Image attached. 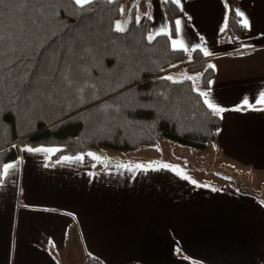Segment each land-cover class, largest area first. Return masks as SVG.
<instances>
[{
	"label": "crops",
	"instance_id": "0c3cea01",
	"mask_svg": "<svg viewBox=\"0 0 264 264\" xmlns=\"http://www.w3.org/2000/svg\"><path fill=\"white\" fill-rule=\"evenodd\" d=\"M175 1L181 13L170 45L198 49L210 58L213 76L209 87L199 92L221 115L214 146L234 164L261 172L264 0H238L247 31L234 39L221 34L227 19L225 0ZM146 7L139 16L150 17V35L168 34L162 0H147ZM131 12L136 16V5ZM53 152L50 147L26 146L4 167L0 264H193L189 258L194 257L205 264L264 263V209L247 199L263 205L259 200L227 188L194 187L179 167L155 172L154 166L112 163L96 171L93 153L48 163ZM148 179L155 190L147 198ZM180 197L185 203L181 215L162 214L157 222V209L168 199L179 207ZM232 203L249 204L233 212ZM166 220L170 224L163 237ZM196 237L207 239L202 243ZM173 246L179 251L173 252Z\"/></svg>",
	"mask_w": 264,
	"mask_h": 264
},
{
	"label": "trees",
	"instance_id": "16d2710c",
	"mask_svg": "<svg viewBox=\"0 0 264 264\" xmlns=\"http://www.w3.org/2000/svg\"><path fill=\"white\" fill-rule=\"evenodd\" d=\"M123 1L0 4V181L26 146L53 148V163L87 152L104 160L105 149L160 138L195 149L216 140L221 115L199 92L213 76L210 58L170 45L180 6L162 0L169 33L150 36V17L134 12L124 30L115 28ZM225 2L221 34L234 39L247 28L238 0Z\"/></svg>",
	"mask_w": 264,
	"mask_h": 264
},
{
	"label": "rangeland",
	"instance_id": "374dc122",
	"mask_svg": "<svg viewBox=\"0 0 264 264\" xmlns=\"http://www.w3.org/2000/svg\"><path fill=\"white\" fill-rule=\"evenodd\" d=\"M80 3L82 0H76ZM147 0H124L120 8V16L116 20L114 26L118 30H124L127 27L129 20L130 8L136 5L137 14L136 17L146 10ZM144 15V14H143ZM151 36V35H150ZM105 159L102 160L97 156L96 166L100 170H106L112 163L120 164H138L146 166H154L155 172L168 171L174 167L180 168V173L188 177V183L194 187L201 186V184L211 186L214 189L227 188L232 192H236L239 195L251 197L259 200L263 205H258V201L253 203L247 199V201L258 208L263 206L264 209V167L261 168V172H257L244 164H234V161L225 159L222 153L214 146V144L208 145L204 149H195L189 146L178 144L172 140L166 138H160L158 143L154 146H145L137 150L132 151H119L114 149H105ZM161 168V169H159ZM183 168H186L185 170ZM149 173H146L148 178ZM193 181L195 183H193ZM155 188L150 179L147 180L145 185V196L150 197ZM232 203L235 210L245 208L247 204ZM185 203L179 202V207H176L168 199L161 208L157 209L156 218L162 214L183 212ZM240 211V210H239ZM230 212V211H228ZM241 212V211H240ZM170 224L169 220L163 223V237H167V229ZM197 238V237H196ZM172 239V238H168ZM202 243H205L206 237L197 238ZM200 241H194L193 243L201 244ZM173 252L179 251L176 246L170 248ZM189 261L193 264H205L200 261L199 258H189ZM259 264H264L259 262Z\"/></svg>",
	"mask_w": 264,
	"mask_h": 264
},
{
	"label": "snow or ice",
	"instance_id": "6c2138e0",
	"mask_svg": "<svg viewBox=\"0 0 264 264\" xmlns=\"http://www.w3.org/2000/svg\"><path fill=\"white\" fill-rule=\"evenodd\" d=\"M3 2H4V0H0V4H2ZM262 102H264V101H262ZM244 103H245V105H247V103H248L247 100H245ZM193 183H195V182L193 181Z\"/></svg>",
	"mask_w": 264,
	"mask_h": 264
}]
</instances>
